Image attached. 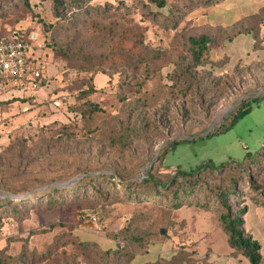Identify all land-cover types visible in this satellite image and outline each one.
Instances as JSON below:
<instances>
[{"label": "rangeland", "instance_id": "obj_1", "mask_svg": "<svg viewBox=\"0 0 264 264\" xmlns=\"http://www.w3.org/2000/svg\"><path fill=\"white\" fill-rule=\"evenodd\" d=\"M60 1L56 18L52 0H0V38L25 31L41 47L35 50L47 84L34 120L13 123L1 115L0 158L19 133L36 152L21 159L18 171L13 164L16 176L0 170V199L11 201L0 205V264H132L135 254L157 251V241L177 255L193 254L188 210L217 208L232 179V211L251 197L264 199V155L256 164L264 97L251 99L264 93V20L258 37L238 35L196 67L187 41L203 32L197 23L205 0H164L161 11L147 0ZM259 9L264 14V0H219L205 13L209 22H229ZM238 63L242 72L228 76ZM13 101L1 104L0 114L22 103ZM240 105V119L210 135ZM41 142L50 152H37ZM205 164L217 172L179 177L191 200L177 210L115 192L119 187L107 180L97 179V189L81 181L106 175L128 184L151 175L164 183L170 170ZM52 188L71 192L57 199ZM198 215L209 219V229L218 226L214 212Z\"/></svg>", "mask_w": 264, "mask_h": 264}, {"label": "trees", "instance_id": "obj_2", "mask_svg": "<svg viewBox=\"0 0 264 264\" xmlns=\"http://www.w3.org/2000/svg\"><path fill=\"white\" fill-rule=\"evenodd\" d=\"M148 3L150 4L151 7H153L154 10L156 11H161L165 8V2L164 0H147ZM78 3V2H77ZM214 2L210 0H205V5L204 7H207L209 5H212ZM52 5H53V14L56 18H59L61 10H63V4L60 0H52ZM264 20V14L261 13L259 16H253L250 17L248 20L244 21L241 23L239 26L240 28L238 31H236L234 34L228 36L227 39H231L234 35L236 34H251L253 38L258 37L259 34V27L262 24ZM203 32L199 36L195 38H189L187 41V52L190 56L191 62L193 63V66L198 67L200 65L201 60L203 57L206 59L209 58L211 53L219 48L220 46V41L218 40V30H209L207 27L202 28ZM19 30V29H17ZM22 31V30H20ZM25 34V37L27 40H31L27 33L23 31ZM227 37V36H226ZM261 42V41H259ZM259 42H256L255 45H259ZM262 44V43H261ZM264 60V59H263ZM262 60V61H263ZM209 63L212 64V61ZM40 64V69L42 70V63L39 61ZM252 65V64H251ZM250 65V66H251ZM255 65V64H254ZM249 66V68H250ZM256 66V65H255ZM241 66H236L232 74L228 75H236L238 73H241ZM247 68V69H249ZM241 71V72H240ZM29 98H24V99H9L6 102H0L1 104H5L8 102L14 101H20V102H26ZM13 101V102H14ZM244 110V105H240L236 111L227 119H230L229 125H226L227 119L223 122L222 125L214 129L210 135L222 132L226 130L227 128L231 127L233 124H235L238 119H240L242 112ZM18 135V134H17ZM208 135V136H210ZM20 137L14 136L10 138V142L7 148H5L3 151L4 153L8 154L4 159L0 158V170H4L11 174L13 177L16 176V171L14 169V165L16 163V169L17 171L19 170V165L21 159L23 160L24 157H29L30 155L33 154L35 150H31L30 146L27 145V140L28 138H25L21 133H19ZM172 145L169 146V148ZM39 147L37 149L38 153L44 154L50 152L52 149L49 145H44V143H39ZM169 148L166 149L169 150ZM166 151H163L161 155L165 154ZM36 152V151H35ZM264 155V148L261 151V154L256 158V164L259 163L258 159L262 158ZM158 159V164L159 163ZM26 160V159H25ZM255 164V165H256ZM253 165V166H255ZM161 166V165H160ZM249 167V166H248ZM252 167V166H250ZM162 168V167H161ZM164 170V169H163ZM234 170H240V169H234ZM232 170V171H234ZM166 171V170H164ZM224 171V170H220ZM218 171V172H220ZM205 173V172H213L216 173L217 171H214L209 164L201 165L200 167L196 169H191L189 171H184L181 169H176V170H170L171 174V180L168 182H161L155 181L153 176L147 175V177L140 181V182H134V183H122L119 181H115L111 176H106V175H101L99 177H90V178H83L81 179L82 182L87 181L89 182V185L92 186V188L97 189V183L95 181L97 179H101L102 182L109 181L110 183L112 182L114 184V188L118 186L119 188H115V192L119 191H127L130 196L135 197L140 200H145V201H152L155 202L156 200H161V202H164L166 205L170 206L171 209L177 210L180 209L186 202V200H191V197L188 196V190L187 187L188 185L185 182H182L179 177L182 179L184 178H190L193 177L199 173ZM180 180V181H179ZM237 179H232V181L227 184V190L224 193H220L218 195V200H217V208L212 210V212L217 215V221L219 223L220 228L224 232L227 238V245L229 246L230 249H232L234 252L239 253L243 258H245L249 264H259L261 261V255H260V247L259 245L253 241L252 237L247 234L244 230L243 227V218L246 214L247 208L245 204L247 202H250L255 205H259L264 209V199L262 201H258V199H252L243 201L242 202V207L238 211H232L230 205L228 204L227 200L231 197H233L236 193L235 186L237 184ZM253 186L251 184L250 178L248 179V184H247V189H251ZM246 187H241L239 189H244ZM95 189V190H96ZM53 194H57L54 197H57V199L61 198L63 195H59L61 193H69L71 192V189H65V190H58L56 188H52L51 191ZM61 192V193H60ZM14 193V192H12ZM51 194V193H49ZM47 199L49 196L47 195ZM51 198V197H50ZM139 200V201H140ZM19 202V201H18ZM48 202L50 204H54L56 202L55 199H48ZM8 203H11L9 199H0V205H6ZM20 203V202H19ZM23 202H21L22 204ZM24 204V203H23ZM190 204H194L196 206V202H190ZM201 211H209L208 209H202ZM132 261V264H155L156 262L159 263V261L155 262H147L145 261V258L143 255L140 254H135L133 258L129 260V263ZM128 262V260H127ZM160 264V263H159ZM171 264V263H170Z\"/></svg>", "mask_w": 264, "mask_h": 264}, {"label": "crops", "instance_id": "obj_3", "mask_svg": "<svg viewBox=\"0 0 264 264\" xmlns=\"http://www.w3.org/2000/svg\"><path fill=\"white\" fill-rule=\"evenodd\" d=\"M218 1L219 0H216L217 3ZM216 2H214L212 5H215ZM212 5H209L207 7L203 6V10L201 13L203 18L200 23H197V26L202 28L207 27L211 31L218 30L219 33L217 36L219 37L218 40L221 43L219 48L230 43L236 36L242 34H236L231 39H227L228 36L238 31L241 23L248 20L250 17L259 16L261 14L259 13V9V14L254 12L253 14L235 17L234 20H230L229 22L226 21L225 17L218 18L215 22H209L208 20H206L207 13H205V11ZM254 46L256 47V45ZM39 52L40 51L33 50L31 59H34L36 61L39 60L41 62L42 55ZM212 53L210 57H212ZM253 64L255 63L253 62ZM237 65L240 66L239 63ZM46 92L47 90H45V88L43 87L34 93L13 90L4 95H1L0 102H6L7 100L13 98L29 99L26 102H14L12 104H9L7 106L9 112H3V114H0V120L1 115L8 116L9 119L13 121V123L23 124L28 120H32L37 114V108H35V106L33 105L43 100L44 96H46ZM249 204L251 207H246L247 211L243 218V227L245 232L249 234L252 237L253 241H255L259 245L261 255V261L259 264H264V209L259 205H255L252 203ZM187 212L188 216H185L183 218L186 223V228L189 231L190 241L193 245H195V252L191 255H177V252H173L172 250H170L171 247L169 244L166 245L164 242H161L159 244V241H157L154 243L156 245H153L157 246V251H153L152 253L149 252L148 255H146L147 257L144 256L145 261L155 262L158 260L160 264H249L248 261L239 253H236L229 248V246L227 245L226 235L223 234V231V233L221 232L222 229L220 228L218 221V226H214L209 229L210 224L209 222H207V220L209 219L207 217L198 215L199 212L209 213L212 211H201L193 208L191 210H188ZM166 249L169 250L167 251ZM241 258L245 259V261H243V259Z\"/></svg>", "mask_w": 264, "mask_h": 264}, {"label": "built area", "instance_id": "obj_4", "mask_svg": "<svg viewBox=\"0 0 264 264\" xmlns=\"http://www.w3.org/2000/svg\"><path fill=\"white\" fill-rule=\"evenodd\" d=\"M23 31L11 30L0 38V96L10 91L36 92L46 87L40 64L31 59L40 50Z\"/></svg>", "mask_w": 264, "mask_h": 264}, {"label": "water", "instance_id": "obj_5", "mask_svg": "<svg viewBox=\"0 0 264 264\" xmlns=\"http://www.w3.org/2000/svg\"><path fill=\"white\" fill-rule=\"evenodd\" d=\"M263 97H264V93H263L262 96L253 97V98H251V99H257V98H263ZM207 136H208V134L204 135L202 138L207 137ZM195 139H197V138H192V139H181V140H179V142L193 141V140H195ZM162 233H163V232L160 231V234H162Z\"/></svg>", "mask_w": 264, "mask_h": 264}]
</instances>
